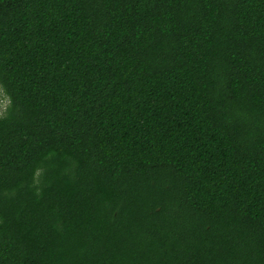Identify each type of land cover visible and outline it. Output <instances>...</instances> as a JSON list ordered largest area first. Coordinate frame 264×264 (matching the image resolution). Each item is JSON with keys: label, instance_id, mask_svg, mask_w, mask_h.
<instances>
[{"label": "trees", "instance_id": "16d2710c", "mask_svg": "<svg viewBox=\"0 0 264 264\" xmlns=\"http://www.w3.org/2000/svg\"><path fill=\"white\" fill-rule=\"evenodd\" d=\"M0 264H264V0H0Z\"/></svg>", "mask_w": 264, "mask_h": 264}, {"label": "rangeland", "instance_id": "374dc122", "mask_svg": "<svg viewBox=\"0 0 264 264\" xmlns=\"http://www.w3.org/2000/svg\"><path fill=\"white\" fill-rule=\"evenodd\" d=\"M0 101L2 102L3 107L7 105L8 101L6 97L4 96V93L0 87Z\"/></svg>", "mask_w": 264, "mask_h": 264}]
</instances>
